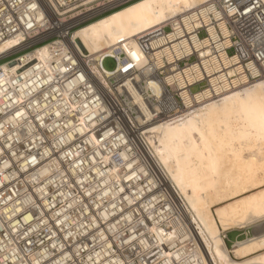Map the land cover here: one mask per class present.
Returning <instances> with one entry per match:
<instances>
[{
  "label": "built area",
  "instance_id": "2783aa9c",
  "mask_svg": "<svg viewBox=\"0 0 264 264\" xmlns=\"http://www.w3.org/2000/svg\"><path fill=\"white\" fill-rule=\"evenodd\" d=\"M135 1L0 0V45L17 42L14 48L0 54V65L16 61L18 66L25 67L13 77L15 90L5 94L12 103L14 96L22 98V103H14L13 109L25 108L31 112L38 128L48 134L60 130L67 133L71 128L69 123L77 122L75 114L80 109L96 110L90 121L98 118L100 122L95 131L89 130L68 143L38 141L35 147L32 141L29 144L0 142V148L5 151L0 164L11 163L5 170L10 181L0 188L3 189L0 219L17 207L32 210L35 218L26 230L17 233L21 240H17V235L7 237L3 232L0 241L3 245L2 241L7 242L9 250L4 253L0 249L3 257L0 264H14L11 259L18 257L22 264H27V259L53 250L52 245L62 240L64 232L74 235L78 231L86 232L81 240L88 244L87 249L76 253L79 264H100L98 257L101 262L130 258L131 264H164L157 262L161 250L154 251V247L138 246L119 252L120 240L130 235L135 237L141 229L138 226L141 217L134 205L118 211L122 204L118 201V177L129 174L119 171L123 162L120 151L128 146L130 156L137 158L134 166L139 159L151 172V152L146 145L148 132L177 116L200 110L264 81V8L259 7L263 1L254 0L257 7L240 15L230 14L229 6L236 7L237 2L248 4V0H211L176 17L170 24L162 23L135 36L144 59L141 69L136 68L125 52L118 50V61L104 54L103 66L107 59L114 61V69L118 66V75L110 78L108 85L89 75L86 60L90 54L86 51L81 55L72 45H68L65 59L54 62L51 73H36L23 85L29 79L25 75L31 70L37 72L38 65L23 61L21 56L49 42L70 38L82 25ZM32 4L36 7L32 8ZM194 88L198 90L193 91ZM56 112L63 116L53 115ZM38 160L47 169L44 176L38 167L31 173L27 170L14 174L23 166L34 169L33 164ZM31 179L38 183L32 184ZM166 204L168 201L157 203L151 211L167 212L168 206L174 207ZM33 206L35 209H30ZM105 213L111 214L109 219L92 229L93 215L103 221ZM13 219L18 222L22 217L16 216L4 224L8 226ZM15 223L8 228L15 229ZM34 225L39 229L32 232ZM184 226L183 222L179 224L180 228ZM133 227L135 231H128ZM118 231L125 233L118 238ZM237 231L242 238L233 242L228 235L234 230L223 234L231 248L238 240L253 234L245 229ZM257 231L264 232V227ZM138 237L145 239L146 235L140 231Z\"/></svg>",
  "mask_w": 264,
  "mask_h": 264
},
{
  "label": "bare ground",
  "instance_id": "6f19581e",
  "mask_svg": "<svg viewBox=\"0 0 264 264\" xmlns=\"http://www.w3.org/2000/svg\"><path fill=\"white\" fill-rule=\"evenodd\" d=\"M209 1L137 0L117 9L82 25L70 38L49 42L21 56L23 61L38 65L37 72L31 70L25 75L29 79H25L23 85H27L36 73H51L55 69L54 62L65 59L68 45L77 48L81 55L87 51L90 54L86 60L89 75L108 85L109 79L118 75V66L107 71L102 65L104 54L118 61V50L125 52L133 59L136 68L141 69L144 59L134 37L162 23L170 24L176 17ZM16 45L15 40L1 44L0 54ZM24 68L16 61L11 65H0V142L29 144L32 141L35 147L38 141L68 143L99 127L98 118L90 121L97 114L96 110L80 109L75 114L77 122L69 123L71 128L67 133L60 130L59 133L48 134L38 128L36 117L31 112L25 108L14 110L13 104L20 105L22 98L14 96L12 103L7 101L5 94L15 90L13 77ZM53 115L63 116L60 112ZM148 133L146 145L151 152L153 171L149 172L139 159L134 166L137 158L130 156L128 146L120 151L123 162L118 167L119 171L129 174L118 177V201L122 203L118 211L134 205L141 217L138 224L141 229L135 237L130 235L120 240L119 252L138 249V246L142 249L154 247V251L161 250L157 262L164 264H264V232L257 231L264 227V81L233 92L200 110L177 116ZM4 153L0 148V163ZM41 162H34L36 167L32 170L23 166L14 174L27 170L31 173L38 167L44 176L47 169L41 167ZM10 165L8 161L0 164V175L3 176L0 188H5V183L10 181L5 173ZM31 180L32 184L38 183V180ZM167 201L174 206H168L167 212L163 209L151 211L157 203ZM30 209H35V206ZM16 216L22 219L8 222L11 227L16 222L15 229H9L4 223ZM110 216V213H105L102 221L93 215L95 221L91 228H97ZM34 219L32 210L17 207L0 219V240H3V232L7 237L17 235L19 231L26 230ZM181 222L185 225L183 228L179 227ZM38 229L34 225L32 232ZM244 229L253 234L238 240L235 247H229L223 234ZM131 230L135 231V228L128 229ZM140 231L146 235L145 239L138 237ZM85 233L78 231L69 235L64 232L62 240L52 245L53 250L27 259V264H79L76 253L88 248V244L81 240ZM124 233L118 231V238ZM17 238L21 240L20 236ZM93 241L96 243V239ZM2 243L5 245L0 241V249L5 253L9 244ZM97 260L100 264H131L130 258L118 261L111 258L101 262L98 257ZM11 262L22 264L19 257L12 258Z\"/></svg>",
  "mask_w": 264,
  "mask_h": 264
},
{
  "label": "snow or ice",
  "instance_id": "6c2138e0",
  "mask_svg": "<svg viewBox=\"0 0 264 264\" xmlns=\"http://www.w3.org/2000/svg\"><path fill=\"white\" fill-rule=\"evenodd\" d=\"M249 4L252 7H249ZM31 7L32 8H35L36 5L35 4H32ZM255 7H257V4L254 2V0H248V4H241V3L237 2L236 7H230L229 6V13L231 14V13L239 12L240 15H244L247 12H251L252 11V8H255ZM259 7L260 8H264V3H260L259 4Z\"/></svg>",
  "mask_w": 264,
  "mask_h": 264
},
{
  "label": "rangeland",
  "instance_id": "374dc122",
  "mask_svg": "<svg viewBox=\"0 0 264 264\" xmlns=\"http://www.w3.org/2000/svg\"><path fill=\"white\" fill-rule=\"evenodd\" d=\"M2 62H4V61H2ZM114 67H115V63H114L113 60H111V59H107V60L104 62V68H105L107 71H112V70L114 69ZM197 90H198V88H194V89H193V91H197ZM163 134H164V133H163ZM157 137H159V134H157ZM234 231H236V230H234ZM237 234H238V233H235V232H231V233H229V239H230L231 241H233V240L236 238ZM240 238H242V236H241Z\"/></svg>",
  "mask_w": 264,
  "mask_h": 264
},
{
  "label": "crops",
  "instance_id": "0c3cea01",
  "mask_svg": "<svg viewBox=\"0 0 264 264\" xmlns=\"http://www.w3.org/2000/svg\"><path fill=\"white\" fill-rule=\"evenodd\" d=\"M234 232H235V233H238V234H237L236 238H235L233 241H235V240H237L238 238H240V237H238V236H239V232H238V231H237V232L234 231ZM228 237H229V235H228ZM229 240H230V239H229ZM230 241H231V240H230ZM233 241H231V242H233Z\"/></svg>",
  "mask_w": 264,
  "mask_h": 264
}]
</instances>
